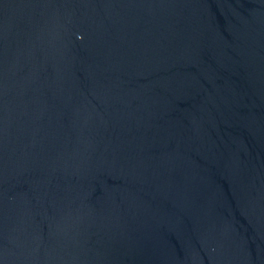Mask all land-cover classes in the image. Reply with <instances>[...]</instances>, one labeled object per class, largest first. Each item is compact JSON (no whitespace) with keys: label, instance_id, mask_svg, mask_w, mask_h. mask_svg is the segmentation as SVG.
<instances>
[{"label":"water","instance_id":"water-1","mask_svg":"<svg viewBox=\"0 0 264 264\" xmlns=\"http://www.w3.org/2000/svg\"><path fill=\"white\" fill-rule=\"evenodd\" d=\"M0 264H264V0H0Z\"/></svg>","mask_w":264,"mask_h":264}]
</instances>
